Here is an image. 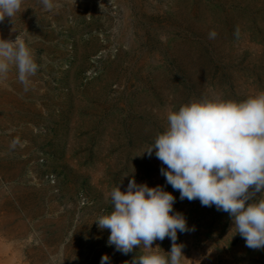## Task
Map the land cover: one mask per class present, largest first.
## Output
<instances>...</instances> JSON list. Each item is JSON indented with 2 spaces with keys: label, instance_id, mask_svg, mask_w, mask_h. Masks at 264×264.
I'll return each mask as SVG.
<instances>
[{
  "label": "rangeland",
  "instance_id": "rangeland-1",
  "mask_svg": "<svg viewBox=\"0 0 264 264\" xmlns=\"http://www.w3.org/2000/svg\"><path fill=\"white\" fill-rule=\"evenodd\" d=\"M54 4L24 0L0 22V38L20 34L38 65L27 91L15 68L0 83L7 257L19 247L26 263L100 264L107 255V264H132L140 247L117 251L94 221L113 210L108 193L134 178L172 193L173 212L195 227L177 232L182 264H264V249L248 248L228 213L181 200L155 150L142 154L166 129L169 108L264 91V0ZM157 245L170 252L172 241Z\"/></svg>",
  "mask_w": 264,
  "mask_h": 264
},
{
  "label": "clouds",
  "instance_id": "clouds-1",
  "mask_svg": "<svg viewBox=\"0 0 264 264\" xmlns=\"http://www.w3.org/2000/svg\"><path fill=\"white\" fill-rule=\"evenodd\" d=\"M51 11L54 0H40ZM24 0H0V22L21 12ZM13 31H15L13 29ZM214 39L215 31H210ZM12 68L25 91L38 71L32 50L19 34L15 40L0 38V83ZM167 127L142 153L153 154L166 168V183L179 191L180 199L199 200L229 214L235 233L250 249H264V91L244 100L212 98L191 100L166 113ZM257 193H261L257 198ZM108 198L113 210L94 222L109 229V245L141 254L132 264H182L187 259L177 232L194 231L182 213L173 212L175 197L161 186L149 187L130 179L127 190L114 187ZM172 241L164 252L155 241ZM109 257L102 256L100 264Z\"/></svg>",
  "mask_w": 264,
  "mask_h": 264
},
{
  "label": "bare ground",
  "instance_id": "bare-ground-1",
  "mask_svg": "<svg viewBox=\"0 0 264 264\" xmlns=\"http://www.w3.org/2000/svg\"><path fill=\"white\" fill-rule=\"evenodd\" d=\"M3 206H5V202L0 201V210L2 209ZM3 214L4 213H2V211H0V264H34V263H26V260L23 258V255H22L20 249H18L19 247L16 250L14 249L15 251L11 257H7V253H8V251H10V243H9V240L7 239V237L10 234H8L5 231V229L7 228L5 226V224H6L5 223L6 222L5 215H7V214H5L4 216H3ZM6 230L8 231V229H6Z\"/></svg>",
  "mask_w": 264,
  "mask_h": 264
}]
</instances>
